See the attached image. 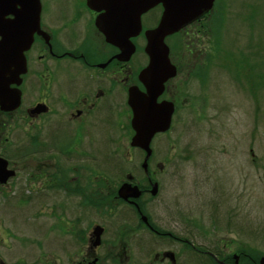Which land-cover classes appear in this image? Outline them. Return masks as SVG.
Returning <instances> with one entry per match:
<instances>
[{"label": "flooded vegetation", "instance_id": "obj_1", "mask_svg": "<svg viewBox=\"0 0 264 264\" xmlns=\"http://www.w3.org/2000/svg\"><path fill=\"white\" fill-rule=\"evenodd\" d=\"M41 5L40 26L23 51L26 72L20 75L19 84L9 81L7 85L8 96L15 93L13 89L20 91V103L8 109L0 102V158L6 160L7 171L14 172L0 182V194L6 199L22 179L25 205L37 207L41 221L35 235L41 248L39 264H45L46 247L53 250L47 264H130L132 259L135 264H260V258L255 259L247 247L237 249L227 242L218 245L216 209L204 215L200 209L177 203L179 198L171 194L169 203H157L166 169L176 165L179 157L172 152L162 158L155 154V143L162 137L166 146L175 145L170 134L183 107L187 84L198 83L201 90H208L210 84L207 95L212 92L213 105L224 95L231 96V89L244 87L245 92H253L256 83L251 75L249 84L229 69L237 64L249 74L246 66L253 59L252 41L246 44L234 36L233 49L227 48H231L225 44L230 34H223L214 7L166 37L177 73L166 81L158 101L173 102L174 114L170 129L153 137L146 170V151L131 145L135 130L129 94L132 88L147 91L140 79L150 60L145 31L157 27L163 6L142 16V32L131 37L136 51L125 61L120 57L122 48L109 42L97 25L104 10L93 9L88 0H41ZM157 8L160 13L153 16L155 23L146 26L144 20ZM15 19L13 12L2 14L0 26L20 25ZM15 30L23 41L20 26ZM179 35L191 39L183 43L186 50L174 46L173 39ZM142 38L145 43L140 46ZM121 128L126 134L119 138L124 144L129 139L131 148L142 152V157L108 155L109 142ZM111 160L112 168L120 166L113 175ZM135 160H140L139 169L133 172L132 165L128 166L131 170H122L123 163ZM125 183L137 185L140 197L121 198L119 189ZM12 235L11 229L8 237ZM4 263L10 264L0 257V264Z\"/></svg>", "mask_w": 264, "mask_h": 264}, {"label": "rangeland", "instance_id": "obj_2", "mask_svg": "<svg viewBox=\"0 0 264 264\" xmlns=\"http://www.w3.org/2000/svg\"><path fill=\"white\" fill-rule=\"evenodd\" d=\"M216 3L213 10L220 15L221 30H225L226 36L230 34L227 37L230 42L225 44L230 45L234 36L242 37L246 44L254 41L255 49L249 52L253 59L246 66L249 74L237 64L229 69H235L243 82L250 84L252 77L256 86L250 93L244 87L231 89V96L226 94L213 105L212 92L207 95L210 84L208 90L207 87L201 90L195 82L187 84L182 96L183 107L170 134L175 145L166 146L165 137L155 143V154L160 158L168 152L179 157L176 165L166 169L157 203L162 200L169 203L171 194L179 198L177 203L186 204L190 210L200 209L204 215L216 209L218 245L223 247L227 242L237 249L247 247L259 259L264 255V0H217ZM159 10H153L146 17V26L155 23L153 16L159 15ZM190 41L185 35L173 39L177 50H186L183 43ZM144 43L142 38L140 46ZM226 47L232 50L233 43L231 48ZM224 106L230 108L223 110ZM119 134H126V130L121 128L115 139L110 140L108 155L142 157V152L131 148L129 139L124 144ZM112 161L109 163L111 175L113 170H120L118 165L112 168L115 165ZM139 161L123 163L122 170H131L128 166L133 165L135 172ZM21 181L14 184L16 192L10 191L6 199L0 194V257L10 264H39L41 248L35 235L41 221L37 207H26ZM11 229L13 237L10 238ZM52 251L45 248V264ZM130 264H135L134 259Z\"/></svg>", "mask_w": 264, "mask_h": 264}, {"label": "water", "instance_id": "obj_3", "mask_svg": "<svg viewBox=\"0 0 264 264\" xmlns=\"http://www.w3.org/2000/svg\"><path fill=\"white\" fill-rule=\"evenodd\" d=\"M216 0H88V4L98 11L104 10L97 19L107 40L122 48L120 57L129 60L136 51L131 37L138 36L143 30L142 16L158 5L163 6L161 20L157 27L147 29L146 52L149 64L140 74L141 81L147 91L130 89L129 104L133 109L132 126L135 134L131 145L146 151L143 167L147 170L148 160L152 155L151 142L158 132L170 129L174 114V103L159 102L165 83L176 76V67L170 60V48L166 37L180 31L195 20L211 11ZM20 5V10L16 6ZM16 14V24L5 23L0 26V102L4 107H17L20 103V91L13 89V95H7L10 82L20 83V75L26 72L24 49L29 47L33 34L40 26L42 12L41 0H0V16L5 13ZM15 26H20L23 41L18 40ZM28 35V40L25 35ZM27 43H26V42ZM8 76L11 77L9 80ZM10 81V82H9ZM7 162L0 158V182L4 183L14 173L7 171ZM158 192V184H154L152 193ZM140 188L130 183L123 184L119 196L123 199L138 198ZM6 264V263H4ZM264 264V255L260 258Z\"/></svg>", "mask_w": 264, "mask_h": 264}, {"label": "trees", "instance_id": "obj_4", "mask_svg": "<svg viewBox=\"0 0 264 264\" xmlns=\"http://www.w3.org/2000/svg\"><path fill=\"white\" fill-rule=\"evenodd\" d=\"M248 24H251V22H249ZM248 24H247V25H248ZM245 25H246V23H245ZM247 25H246V26H247ZM251 38H252V33H251ZM253 44H254V41H253Z\"/></svg>", "mask_w": 264, "mask_h": 264}, {"label": "bare ground", "instance_id": "obj_5", "mask_svg": "<svg viewBox=\"0 0 264 264\" xmlns=\"http://www.w3.org/2000/svg\"><path fill=\"white\" fill-rule=\"evenodd\" d=\"M122 59V58H121ZM122 60H125V59H122ZM126 61V60H125Z\"/></svg>", "mask_w": 264, "mask_h": 264}]
</instances>
